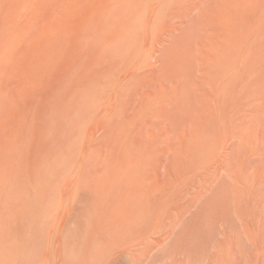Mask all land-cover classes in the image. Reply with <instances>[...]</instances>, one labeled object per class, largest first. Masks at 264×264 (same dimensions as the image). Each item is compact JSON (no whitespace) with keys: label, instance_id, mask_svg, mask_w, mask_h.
Instances as JSON below:
<instances>
[{"label":"rangeland","instance_id":"obj_1","mask_svg":"<svg viewBox=\"0 0 264 264\" xmlns=\"http://www.w3.org/2000/svg\"><path fill=\"white\" fill-rule=\"evenodd\" d=\"M102 1L0 0V264H264V0Z\"/></svg>","mask_w":264,"mask_h":264},{"label":"bare ground","instance_id":"obj_2","mask_svg":"<svg viewBox=\"0 0 264 264\" xmlns=\"http://www.w3.org/2000/svg\"><path fill=\"white\" fill-rule=\"evenodd\" d=\"M256 1V0H255ZM259 1V0H258ZM257 1V2H258ZM261 1H263V0H261ZM227 6H226V8H227V13H228V19H229V21H230V23H231V25L234 27L235 26V24L239 21H242V22H246V17H249V21H247V22H250V20H254V15H255V13H257V8H255V6L254 5H256V4H254L253 5V7H251V6H249L248 7V9H246V8H244L245 10H246V12H248V10L250 11V9L252 10V8L253 9H256V10H253L255 13H254V15L253 16H251V14H253V12L252 13H250L249 12V14H250V16L252 17H250V16H245L246 14V12H245V10L242 12V10H241V8H243V6L241 7V5H242V3H240V0H227ZM242 2V1H241ZM244 2V1H243ZM102 3H105L102 7H103V9L106 11V14H107V16H108V22L110 23V24H112V25H114V27H113V29L112 30H110V31H108L107 32V36H108V38H111V37H113L116 41H118V45H117V48L118 49H120L121 51L122 50H124L125 51V48L127 47L126 45V47H124L123 46V44L125 43L124 42V38H126L125 39V41L127 42L129 39L132 41V42H137L138 41V39L140 38V40L142 39V37L140 36V34L137 32V31H135V30H137L138 29V27L137 26H133L132 24L129 26V28H126V30H124V27H127L128 26V23H129V21H131L132 20V10H130L129 8H128V4L125 2V1H122V0H103L102 1ZM253 3H255V2H253ZM251 4V3H250ZM260 4V3H259ZM114 5V6H113ZM261 5V4H260ZM113 7H116L115 8V11L113 10ZM245 7V6H244ZM262 8V7H261ZM261 8H259V9H261ZM102 9V10H103ZM259 11V10H258ZM247 15H248V13H247ZM257 15V14H256ZM262 16V15H261ZM264 16V15H263ZM262 16V17H263ZM256 17V16H255ZM246 18V19H245ZM260 19V18H259ZM245 20V21H244ZM256 21V20H255ZM261 21V20H260ZM256 23H257V21H256ZM249 24V23H248ZM253 24V23H252ZM231 26V27H232ZM252 27V26H251ZM250 27V28H251ZM257 27V26H256ZM255 27V28H256ZM254 28V29H255ZM249 29V28H248ZM253 29V30H254ZM233 29H231V31H232ZM249 31H251V30H249ZM140 43H141V41H140ZM127 44V43H126ZM142 44V43H141ZM130 49V48H129ZM143 49V48H142ZM145 49V48H144ZM127 50H128V48H127ZM144 51V50H143ZM146 51V50H145ZM144 51V52H145ZM128 52V51H127ZM130 53V52H129ZM142 54V53H141ZM153 55L151 54V57H152ZM139 57V56H138ZM124 58V57H123ZM137 58V57H136ZM140 58H141V55H140ZM139 58V59H140ZM138 59V58H137ZM123 61H124V59H123ZM132 62V61H131ZM114 66H116V67H118L119 66V63L118 64H116V65H114ZM120 66H122V64L120 65ZM119 66V67H120ZM130 69H128V71L129 70H131V67H129ZM125 72H127V71H125ZM130 72H132V70L130 71ZM129 72V73H130ZM128 74V73H127ZM126 75V74H125ZM250 102V101H249ZM251 103V102H250ZM249 103V104H250ZM226 249V248H225ZM71 250H75V247H73ZM223 250V249H222ZM228 250V249H227ZM135 251V250H134ZM134 251H131V252H134ZM220 252H221V250H219ZM137 252V251H136ZM219 252V253H220ZM139 254L138 255H140L141 253L140 252H138ZM129 254V253H128ZM134 253H131V255H130V259H129V264H141V263H138L139 262V260H137L138 259V256L135 254V255H133ZM220 254H222V252L220 253ZM223 256H224V253L222 254ZM137 256V257H136ZM129 257V256H128ZM128 257H126V258H128ZM215 257H213V259H214ZM228 258V257H227ZM212 259V260H213ZM224 259H226L225 258V256H224ZM229 259V258H228ZM215 260V259H214ZM213 260V261H214ZM220 260H221V258H220ZM220 260H218V257H217V261H220ZM216 261V262H217ZM222 261H223V259H222ZM264 261V260H263ZM262 261V262H263ZM227 262V261H226ZM229 262H230V260H229ZM256 262V261H255ZM255 262H254V264H255ZM212 263V262H211ZM211 263H209V264H211ZM213 263H215V262H213ZM212 263V264H213ZM216 264V263H215ZM220 264H221V262H220ZM225 264V263H224ZM228 264V263H227ZM230 264H231V262H230ZM235 264V263H234ZM261 264V263H260Z\"/></svg>","mask_w":264,"mask_h":264}]
</instances>
